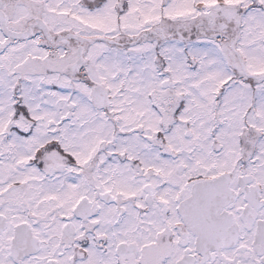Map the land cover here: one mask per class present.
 I'll list each match as a JSON object with an SVG mask.
<instances>
[{
	"label": "snow or ice",
	"instance_id": "obj_1",
	"mask_svg": "<svg viewBox=\"0 0 264 264\" xmlns=\"http://www.w3.org/2000/svg\"><path fill=\"white\" fill-rule=\"evenodd\" d=\"M0 264H264V0H0Z\"/></svg>",
	"mask_w": 264,
	"mask_h": 264
}]
</instances>
